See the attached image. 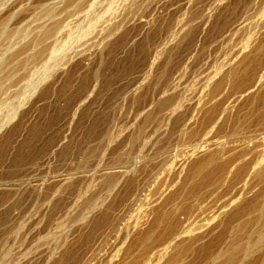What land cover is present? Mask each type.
<instances>
[{"label": "rangeland", "instance_id": "rangeland-1", "mask_svg": "<svg viewBox=\"0 0 264 264\" xmlns=\"http://www.w3.org/2000/svg\"><path fill=\"white\" fill-rule=\"evenodd\" d=\"M0 72V264H264V0H3Z\"/></svg>", "mask_w": 264, "mask_h": 264}, {"label": "bare ground", "instance_id": "bare-ground-1", "mask_svg": "<svg viewBox=\"0 0 264 264\" xmlns=\"http://www.w3.org/2000/svg\"><path fill=\"white\" fill-rule=\"evenodd\" d=\"M3 0H0V2H2ZM150 22V21H149ZM182 24V23H181ZM184 25V24H183ZM183 25H182V27H183ZM185 26V25H184ZM146 28V27H145ZM179 32V31H178ZM177 32V33H178ZM250 38H251V36H249ZM249 43H250V41H248ZM245 44H247V43H245ZM261 46V45H260ZM246 47H247V45H246ZM72 60V59H71ZM237 67H238V65H237ZM222 72V70L220 69V70H218V72L216 71L215 72V75L213 76V77H211L210 78V80L208 81V83L206 84V87H210V85L212 84V83H214L215 81V77L217 76V75H221L220 73ZM1 73V72H0ZM2 74V73H1ZM225 75V74H224ZM223 76V75H222ZM223 78V77H222ZM214 81V82H213ZM262 81H264V73H263V75H262V77L260 78V80L258 81V83L257 84H262L261 82ZM221 84H222V82H220ZM221 84H218V85H220L221 86ZM256 84V85H257ZM37 85L38 84H35L34 85V88H36L37 87ZM41 85V84H40ZM213 86H214V84H212ZM211 85V86H212ZM205 86V85H204ZM215 87V86H214ZM216 87H217V85H216ZM219 87V86H218ZM218 87L216 88L217 90H219L218 89ZM255 87V86H254ZM257 87H258V85H257ZM257 87H255V88H257ZM213 88V87H212ZM219 88H221V87H219ZM255 88H254V90H255ZM207 89V88H206ZM208 90V89H207ZM211 90V89H210ZM213 90H215V89H212V91ZM250 90V89H249ZM206 91V90H205ZM212 91H210V92H212ZM217 92V91H216ZM32 93H34V92H32ZM244 94V93H243ZM213 95H214V93H213ZM242 96V95H241ZM241 96H238V97H241ZM244 96V95H243ZM242 96V97H243ZM242 99V98H241ZM233 101V100H232ZM20 103V102H19ZM228 103H230V102H228ZM228 103H227V105H228ZM230 105V104H229ZM228 105V106H229ZM232 105V104H231ZM228 108H230L231 109V107H226L224 110H223V112L219 115V117H218V115H217V117L218 118H216V120H215V122L213 123V124H211V125H213L212 127H211V129L212 128H214V127H217L218 126V123L219 122H222L223 120H221L222 119V117L224 116V114L229 110ZM18 110H19V108H16L15 109V111L13 112V114L10 116V118H8V120L7 121H10V120H12L13 118H15L16 117V115L18 114ZM7 118V117H6ZM221 120V121H220ZM2 126V125H1ZM1 126H0V128H1ZM4 126V125H3ZM218 128V127H217ZM209 131H210V128H209ZM225 148H222L221 150H219L218 151V154H220V155H225L226 153H225ZM197 152H198V149H196V150H194L193 152H192V154L190 155V159L193 157V156H195L196 154H197ZM217 153V152H216ZM217 155V154H216ZM228 155V154H227ZM226 156V155H225ZM196 157V156H195ZM217 157V156H216ZM221 157H223L224 158V156H221ZM220 157V158H221ZM194 158V157H193ZM227 158V157H226ZM189 159V158H188ZM222 159V158H221ZM229 164V163H228ZM235 165V164H234ZM227 166V165H226ZM234 169H235V166L233 167V166H231L230 167V173H232L233 171H234ZM251 171L248 173V175H247V177H246V179H245V184H246V186L248 187V185H249V183H250V179H258V178H263L264 177V155L261 157V158H259V160H258V162L256 163V165L252 168V169H250ZM264 179V178H263ZM244 182V181H243ZM244 184V183H243ZM244 184V185H245ZM165 188V187H164ZM164 188H163V190H164ZM246 189V188H245ZM243 191H244V189H243ZM162 192V191H161ZM160 192V193H161ZM164 192V191H163ZM167 193V192H166ZM158 195H160V194H158ZM165 195V194H164ZM243 196H244V193L242 192L240 195H239V197H237L235 200H233L230 204H229V208L231 209L232 207H234V206H236V204L237 203H239V201H241L242 200V198H243ZM163 197V196H162ZM93 206V205H92ZM228 208V209H229ZM260 211L263 213V216H264V200H263V203H262V206L260 207ZM262 216V219H264V217ZM192 231H193V229L192 228H190V229H188V230H178L176 233H174V235H173V237H172V239H170L169 240V242L168 243H166L161 249H159L155 254L157 255V264H159L160 262H163V261H165V264H182L183 263V259L185 258V256L183 255L184 254V252H183V250L184 249H182V247L184 246L183 244L184 243H180L179 242V240L183 237V236H185V235H187V234H190V233H192ZM170 233V232H169ZM165 237H164V235H161L160 237H159V240H162V239H164ZM225 249V248H224ZM237 249H238V247H237ZM221 250H222V248H221ZM247 250V249H246ZM237 251V250H236ZM250 251V250H249ZM183 252V253H182ZM245 252V251H244ZM243 252V253H244ZM248 252V251H247ZM251 253V252H250ZM248 253H246L245 255H247ZM216 257V256H215ZM213 258V259H217V258ZM243 258H245V257H243ZM215 260H213V262L215 261ZM224 262V261H223ZM228 263V262H227ZM242 263V262H241ZM161 264V263H160ZM212 264V263H211Z\"/></svg>", "mask_w": 264, "mask_h": 264}]
</instances>
